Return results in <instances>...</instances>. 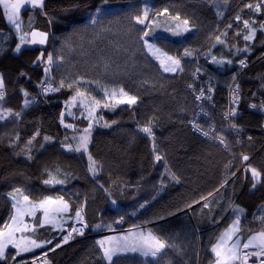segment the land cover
<instances>
[{
	"label": "trees",
	"instance_id": "obj_1",
	"mask_svg": "<svg viewBox=\"0 0 264 264\" xmlns=\"http://www.w3.org/2000/svg\"><path fill=\"white\" fill-rule=\"evenodd\" d=\"M100 0H46L45 11L48 16L40 14L39 10H26L22 13L25 25L29 17H33L32 26L39 31L49 33V43L45 47L25 48L19 55L14 54L12 48L17 40L4 44L0 54V73H3L6 84V97L4 106L13 111L22 108L21 88L26 89L32 96H36L38 103L23 111L19 121L9 118L0 122V226L8 221L12 213L11 204L7 193L15 187H20L24 194L29 195L33 201L44 197L61 196L68 200L73 210L87 198L85 219L89 224V233L85 238L79 239L71 245L62 246L55 251H49L51 264H100L99 250L95 241L104 236V229H94L95 224L103 222L110 224L120 216L125 217L122 229H128L133 223H142L168 212L175 215L166 216L163 220H156L148 227L158 229L165 234L177 236V243L182 245L183 251L177 254L174 250L161 261V264H210L212 254L211 244L216 242V237L231 222L232 212L230 204L240 205L246 210V221L253 220L264 206V177L256 189H251L250 173L247 178L241 172V159L235 147L226 151L217 144L211 143L202 136L194 134L188 123L196 113L194 97L188 88L192 74L197 67L198 60L213 49L215 35L228 32V40L233 46L238 40L235 32L239 29L235 16L238 13L249 18V10L241 9L246 3H255L256 0H109L105 5L112 13L124 16L137 8L148 4L153 11L169 7L170 11H179L182 18L186 15L190 22L194 21L197 28L188 34L181 42L160 37L157 45L168 51L170 55L182 54L185 47L200 49V54L195 58H185L182 61L184 71L177 74L164 73L151 56L136 52L134 38L137 33H128L127 20L113 28L112 34L103 40L93 37L91 31H81L72 34L73 28H79L86 23L89 6L98 4ZM222 12L223 15L217 13ZM48 18H52L51 25ZM114 18V17H113ZM264 16L260 19L262 20ZM232 28L229 29L228 25ZM137 27H141L137 25ZM0 30L5 34L9 32L6 18L0 9ZM75 51L62 48L65 38L70 37ZM211 37V38H210ZM263 37L260 35L257 43ZM255 48L250 56L251 67L241 80V92L244 102L259 101L264 99V60L259 57L264 54V47ZM120 47L130 51L116 55L114 49ZM95 49V53L92 50ZM41 51L47 56L53 53L54 57L63 51L65 59L77 63L81 72H89L93 77L96 73L92 64L97 57L103 55L113 56L121 65L119 75L116 77L130 94L137 95L135 105H120L115 111L103 110L104 120L117 121L111 128L95 126L92 131L88 150L102 170L97 179L112 192L111 199L117 203L113 205L103 190L88 173V154L66 152L60 147V142L73 135H78L77 129L87 127L88 121L84 118L69 119L64 102L69 100L72 92L61 89L52 92L47 97L39 95L37 82L43 77V67L34 66L33 61ZM212 71L214 68L203 61ZM127 64V70L124 65ZM23 70L31 79L20 77ZM56 80L60 79L61 70L53 69ZM233 70L218 74L217 77L225 84L230 80ZM155 83L142 85L144 79ZM160 85H163L161 87ZM93 87H95L93 85ZM256 92V98L252 93ZM102 95V93H101ZM65 111V122L76 125V128L66 129L60 123V113ZM149 118H153L155 144L165 156L171 170L180 178L181 183L168 182V186L157 194L160 187L161 174L164 172V161L157 164L152 151L153 141L143 133L138 132V125H144ZM240 124L243 127L242 151L253 155L248 164L264 172V134L261 129L262 118L247 110V104L241 107ZM39 130L33 144V160L25 159L21 151L33 133ZM16 133L20 134V143L10 147V142ZM44 136L51 137L45 143ZM251 137V140L248 139ZM40 144H44L40 148ZM19 153V154H18ZM231 162V167L226 165ZM59 167L62 171L70 172L76 179L66 185L48 186L42 183L47 177L42 175L45 169ZM239 169V171H237ZM231 171H236L228 184L221 188L210 200H219L220 205H212L213 211L204 209L201 212L200 204L192 208H183L186 203L199 199L213 191L226 178ZM167 182V177H165ZM73 190V194L69 192ZM156 198L153 200L152 197ZM145 200L148 205L139 209ZM139 209V210H138ZM74 212V211H73ZM135 212V215L132 213ZM220 217H223L222 219ZM219 219V223H213ZM116 224H113L115 226ZM253 231L259 230L258 222L250 224ZM100 233L102 235H100ZM49 239L42 231L40 239ZM60 242L59 239L53 243ZM50 245L48 248H51ZM12 253L15 250H10ZM36 254H26L17 257V260H31ZM116 259V258H114ZM120 264H143L144 258L138 255H125L119 257ZM149 264H155L149 260Z\"/></svg>",
	"mask_w": 264,
	"mask_h": 264
},
{
	"label": "snow or ice",
	"instance_id": "obj_2",
	"mask_svg": "<svg viewBox=\"0 0 264 264\" xmlns=\"http://www.w3.org/2000/svg\"><path fill=\"white\" fill-rule=\"evenodd\" d=\"M224 2L227 3V0H224ZM107 4H109V0H100L98 4L90 5L86 23L79 28H73L72 34H78L81 31L88 32L90 30L95 39L103 40L107 35L112 34L113 28L118 26L121 20H127L128 33H137L134 38L136 52L141 55L146 53L144 55L145 60H147V56H151L159 63V67L164 73H182L184 71L182 61L185 58L195 59L200 54V49L185 47L182 54L170 55L168 51L157 46L156 40L159 39L157 36L159 30H163L173 37H184L197 28L194 21L190 22V19L186 15L182 18L179 11H175L173 14V11H170L169 7L153 11L150 5L144 4L143 7L137 8L135 11L124 16H120L106 9L105 5ZM0 9H2L9 28L7 34L0 30V54L4 50V44L11 40L18 41L15 43L14 48H12L14 54H20L25 45H43L47 42L49 33L35 29L32 26L33 17H29L27 25H25L21 17L22 9H30L33 13L38 9L41 15L47 17L48 13L45 11V0H0ZM243 9H248L252 13L249 19H243L241 13L235 16V21L243 25V29H238L235 32V36L242 37L244 45L243 47L233 45L229 48V53L232 57L244 54L242 58L235 61L239 65L240 70L248 67V57L254 48L252 42L256 40L257 32L264 33V21H261L257 26L255 18L264 12V0H256L254 4L246 3L241 9V12H243ZM217 14L223 15L219 11ZM48 23L51 25L52 18H48ZM137 25L141 27H137ZM228 28L231 29L232 25L229 24ZM72 34H70V37L65 38L64 44L62 45V48H68L70 52L75 51L72 47ZM227 37V30L223 33L216 34V44L227 46ZM260 44L264 45V39L260 40ZM215 46V44L212 45V47ZM129 51V49L120 47L114 49L116 55L125 54ZM92 53H95V49L92 50ZM205 55L206 57H210L209 63L215 65L220 70H223L225 66L230 68L234 64L232 58L218 59L216 55L212 54L211 49ZM259 59L264 60V54ZM33 65L43 67V77L37 82L39 95L47 97L49 93L59 92L61 89L66 88L72 92L69 100L64 102L67 114L76 118L75 114L71 112L72 108H76L79 111V115L88 121L87 127L82 130L77 129L79 132L78 135H73L70 138L65 136V139L60 142V147L66 152L88 154V144L94 126L99 125L101 127L111 128L113 124L117 123L115 120L111 122L105 121L102 110L115 111L120 105H128L131 107L138 101V96L130 94V91L126 90L121 82L116 79L119 75L121 65L113 56L102 54L95 59V62L92 64V70L96 73L95 77L87 71H79L77 63H73L70 59H65L63 51L55 55V57L53 53H48L45 56L44 52L41 51L40 55L33 61ZM124 68L127 70V64L124 65ZM53 69L61 70L58 81L56 80ZM205 74H207L208 79L199 87L194 83L188 84V88L192 89V94L199 109L188 123L194 134L217 142L226 151H231L226 140L225 129L221 128L218 130L214 122L209 123L207 127L199 122L201 115L211 119L212 114L208 111L206 105L213 110L216 108V104L213 101V94L216 90V85L213 83L215 76L199 64H197L195 72L192 75L194 78H198ZM238 75L239 72H233L230 80L226 82L230 100L228 106L222 111V119L229 124L232 131L237 135L242 131L235 121L241 116L239 105L243 99ZM19 76L31 79L28 73L23 70L19 72ZM260 79L264 80V77ZM147 84H152V87H156L155 83L146 78L142 81V85ZM160 86L163 87V85ZM21 95L22 108L20 111H13L4 106L6 84L3 73H0V122L8 120L9 118H14L16 121H19L23 111L38 103L37 97L32 96L24 88H21ZM256 96L257 93L253 92L252 97L256 98ZM249 108L264 113V99L260 100L259 104L255 102L249 103ZM65 114V111H61L60 113L61 125L66 129L76 128V125L65 122ZM153 127L154 120L153 118H149L144 125H138L137 130L153 141L152 151L155 162L164 161V172L161 174L160 187L157 189L158 194L168 186V182L179 184L181 183V178L171 170L165 156L158 150L155 144ZM39 135L40 132L37 130L24 142V147L21 149L25 155V159L28 161L34 159L32 155L33 144ZM51 139L49 136L43 137L45 143L50 142ZM248 139L251 140V137H248ZM236 142L239 144L240 140L237 139ZM19 143L20 134L16 133L14 139L10 142V147H16ZM43 147L44 144H40V148ZM249 160L250 157L248 155L241 154L242 162L246 164ZM88 161L87 171L91 178L104 191L106 196L111 199L112 192L97 179L102 170V166L93 159L91 154H88ZM230 167L231 162L226 165V169ZM244 173L246 178L247 174L250 173L251 189L253 190L262 182V177H264V172L258 170L251 164H246ZM42 175L47 177L43 179L42 183L48 186L66 185L71 180L76 179L72 173L62 171L59 167L45 169ZM235 175L236 171H231L230 177L224 179L213 191L208 192L207 195H201L197 200L186 203L183 208H178L176 211H183L184 208H192L194 204H200L203 201L201 212L204 209H209L211 213L213 211V203L219 206L220 201L210 200L209 198L214 197L215 193H218L221 188H224L228 184L229 179L235 177ZM165 177H167V182L165 181ZM7 197L11 204L12 213L8 221L3 226H0V264H28L27 260H17V257H22L24 253L34 252L36 249L46 250L42 255L35 256L31 260V264H37V262L39 264H51V261L47 258L49 251H55L62 244L67 243L69 239L73 238L74 233L80 236L84 235L85 230L89 228L84 211L87 198L73 210L72 204L68 200H65L63 195L56 198L49 196L38 201H33L29 198V195L24 194L20 187H15L7 193ZM155 198V196L152 197L153 200ZM111 203L115 205L117 201L111 199ZM148 203L150 201L145 200L139 205V209L145 208ZM230 209L233 218L227 227L216 237V242L211 244L210 252L212 254V260L210 264H250V262L251 264H264V206H262L257 214H253V220L251 222H245L243 224L242 220L246 221V210L234 203L230 204ZM73 211L74 215H69ZM37 213H40V215L38 216ZM135 214V212L132 213V215ZM175 214L176 212H168L165 215H159L150 220H145L142 223H133L121 235H109L96 240L95 245L98 247L100 253L99 259L106 262V264H120L119 257L134 253L144 258L143 264H149V258L155 264H161V261L169 255L170 250H174L177 254L182 253V245L177 243V236L179 234L176 236L168 235L158 229L147 226L156 220H163L166 216ZM65 216L74 220L70 229H65L64 227L65 223H67L64 219ZM25 217L30 218V220L26 221ZM220 218L222 219L223 217ZM124 222L125 217L120 216L110 224H104L103 222L97 223L94 229L106 228L108 231H115L113 224L122 225ZM253 222H258V231H253L252 227H250V224ZM213 223H219V219L214 220ZM47 228H50L51 231H57L58 228L60 233L67 231V234L62 235L60 242L57 243H53L55 237L47 240L40 239V229ZM48 245H52V247L47 248ZM10 248L15 249V252L12 253L9 251ZM168 264H172V262L168 261Z\"/></svg>",
	"mask_w": 264,
	"mask_h": 264
},
{
	"label": "built area",
	"instance_id": "obj_3",
	"mask_svg": "<svg viewBox=\"0 0 264 264\" xmlns=\"http://www.w3.org/2000/svg\"><path fill=\"white\" fill-rule=\"evenodd\" d=\"M262 21H264V19ZM263 47H264V45H260L259 46V48H263ZM203 61H206V62L209 63L210 57H206V55H203L201 57V59L198 60V64L202 68L207 69L209 72H211L215 76V79H214L213 83L216 85V90H215V92L213 94V101L216 104V108L213 110L211 107H209L208 105H206V107L208 108V111L211 112V114H212L211 115V119H208V118L203 117L201 115L199 117V122L201 124H204L205 127H207V125L209 123H213L214 122L215 125H216V128L218 130L221 129V128L225 129L226 130L225 131L226 140H227L230 148L235 147L238 150L240 159H241V154H246V155H248L250 157V160H251L253 158V155L244 153L242 151V149H241V147H242V140H243V127H242V125L240 124V121H239L240 118H241V116L239 118H237L236 121H235L240 126V128L242 129V131L238 135L235 132H233L232 129L230 128L229 124L222 119V111H223V109H225L228 106L229 100H230V94H229V89L227 87V84H225L223 81H221L217 77L218 74H223L224 72H222L220 69H215V68H214V71H212L209 67H206V65L203 63ZM250 67H251L250 56L248 57V67L240 70L239 65L238 64L235 65L233 71L234 72H239L238 80H239L240 85H241V80L244 77V74L246 73V71H248L250 69ZM207 79H208L207 74L203 75L202 77H198V78H194L193 75H192V80H191L190 83H194L197 87H199L200 85L204 84V82L207 81ZM189 90L192 93V89H189ZM241 96L243 97V99L240 101L239 112L241 113V107H242V105L244 103L247 104V110L248 111L253 112L256 115H259L262 118L261 129H262V132L264 134V113H261L258 110L250 109L249 108V103H252V102H255V101H248V103H246V102H244L245 100H244V96H243L242 92H241ZM193 97H194V95H193ZM260 100H262V98H260L259 101L255 102V103L259 104ZM194 101H195V99H194ZM195 104H196V113H197L199 111V109L197 108V102L196 101H195ZM203 138H205V137H203ZM205 139L208 140V141H210L211 143L217 144L220 147H222L217 142H213L212 140L207 139V138H205ZM237 139L240 140V143L239 144H237V142H236ZM249 161H247L246 164H248ZM246 164H245V162H242L241 161V172H243V173H244V167L246 166ZM73 223H74V220L73 219H69L67 221V223H65V225H64L65 229H70V226ZM88 233H89V228L85 230L84 235H82V236L76 235L74 233L73 234V238L72 239H69V241L67 243L62 244V246L71 245L74 242H76L77 240L82 239V238H85L88 235ZM66 234H67V231H65L63 233H59L58 239L60 240V237L62 235H66ZM50 254H51V252H48V257L47 258L49 260H50ZM37 264H39V262H37ZM250 264H251V262H250Z\"/></svg>",
	"mask_w": 264,
	"mask_h": 264
},
{
	"label": "rangeland",
	"instance_id": "obj_4",
	"mask_svg": "<svg viewBox=\"0 0 264 264\" xmlns=\"http://www.w3.org/2000/svg\"><path fill=\"white\" fill-rule=\"evenodd\" d=\"M249 15L250 16H252V13H249ZM250 16H249V18H250ZM262 16H264V12H262L261 14H259V15H257L255 18H256V21H257V26L259 25V23L264 19V18H262V20L260 19ZM249 18H245V17H243V19H249ZM163 19V18H162ZM238 28L239 29H243V25H242V23H240V24H238ZM193 32V31H192ZM192 32H190V33H192ZM190 33H188V34H190ZM188 34H186V36L188 35ZM260 35H262V37H263V39H264V33H261V32H257V37H256V40L255 41H253L252 43L254 44V48H253V50L251 51V55H249V56H252L253 54H254V52H255V48L258 46V43H257V41H258V39H259V37H260ZM157 36L160 38V37H164V38H169V39H171V40H174V41H176V42H181L186 36H184V37H173V36H171L169 33H165L163 30H159L158 32H157ZM236 38L238 39L237 41H236V43L234 44L236 47H243V45H244V41L242 40V37H237L236 36ZM158 40V39H157ZM157 40H156V43H157ZM215 47H213V49L211 50V52H212V54H214V55H216L217 56V58L219 59V58H225V59H227V58H232L233 60H234V64L229 68L228 66H225V68L223 69V70H221L222 72H229V71H231V70H233L234 69V67H235V65H236V63H235V61L236 60H238V59H240V58H242V56L244 55V54H241V56H236V57H232L231 55H230V53H229V48H231L232 46L230 45V43H229V40H228V37H227V46H224V45H219V44H216V42H215ZM158 46V45H157ZM260 46V45H259ZM258 46V47H259ZM233 51H234V49H233ZM156 61V60H155ZM157 62V61H156ZM211 64V63H210ZM212 65V64H211ZM212 67L213 68H215V69H217V67L215 66V65H212ZM169 74H173V73H169ZM105 110V109H104ZM71 112H73L74 114H75V117L76 118H78V117H80V118H83V117H81L80 115H79V111L76 109V108H72L71 109ZM102 112H103V110H102ZM67 117L69 118V119H75L73 116H70V115H68L67 114ZM95 126H97V125H95ZM95 126H94V128H95ZM93 128V129H94ZM157 164H160V162H157ZM70 194H73L74 192H73V190H71L70 192H69ZM51 197H53V198H56V197H59L58 195H56V196H51ZM74 214V212L73 213H70L69 215H73ZM37 215L39 216L40 215V213H37ZM64 219L66 220V221H68L69 220V218H68V216H65L64 217ZM25 220L26 221H29L30 220V218H28V217H25ZM113 228L115 229V231H106L105 233H102L104 236H109V235H121V234H123L124 232H126L128 229H122V225L121 224H116L115 226H113ZM42 231L45 233V235H47V236H49V239H52L53 237H55V239L54 240H56V239H58V235H59V230H58V228H57V231H51L50 230V228H47V229H40V231H39V236H41V233H42ZM101 234V233H100ZM104 236H102V237H100V239L101 238H103ZM48 239V238H47ZM47 239H45V240H47ZM53 240V241H54ZM50 245H48L47 246V248L49 247ZM10 250H15V249H12V248H10L9 249V251ZM46 249H36L34 252H28V253H24L23 255H26V254H37L38 253V255H42V253L45 251ZM37 255V256H38ZM127 255H138L139 256V254H134V253H129V254H127ZM99 256H100V253H99ZM149 260H151V258H149ZM101 261V263L100 264H106V262H104V261H102V260H100Z\"/></svg>",
	"mask_w": 264,
	"mask_h": 264
},
{
	"label": "crops",
	"instance_id": "obj_5",
	"mask_svg": "<svg viewBox=\"0 0 264 264\" xmlns=\"http://www.w3.org/2000/svg\"><path fill=\"white\" fill-rule=\"evenodd\" d=\"M46 1V0H45ZM26 10H29V9H22V12H21V17H22V21L25 23V20L23 19V16H22V13L24 12V11H26ZM194 31V30H193ZM193 33V32H192ZM191 34V33H190ZM49 39H50V37L48 36V40H47V42L45 43V44H43V45H39V44H37V45H25L23 48H22V50L23 49H25V48H37V47H45V46H47L48 45V43H49ZM16 55H19V54H16Z\"/></svg>",
	"mask_w": 264,
	"mask_h": 264
},
{
	"label": "water",
	"instance_id": "obj_6",
	"mask_svg": "<svg viewBox=\"0 0 264 264\" xmlns=\"http://www.w3.org/2000/svg\"><path fill=\"white\" fill-rule=\"evenodd\" d=\"M100 235H102V234H100Z\"/></svg>",
	"mask_w": 264,
	"mask_h": 264
}]
</instances>
